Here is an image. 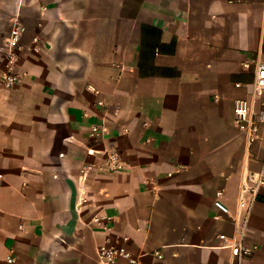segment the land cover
<instances>
[{
	"label": "crops",
	"instance_id": "1",
	"mask_svg": "<svg viewBox=\"0 0 264 264\" xmlns=\"http://www.w3.org/2000/svg\"><path fill=\"white\" fill-rule=\"evenodd\" d=\"M16 24L0 264H98L123 238L142 264H233L239 244L264 264V194L242 193L264 126L249 144L234 124L237 100L260 108L264 0H0V74Z\"/></svg>",
	"mask_w": 264,
	"mask_h": 264
},
{
	"label": "built area",
	"instance_id": "2",
	"mask_svg": "<svg viewBox=\"0 0 264 264\" xmlns=\"http://www.w3.org/2000/svg\"><path fill=\"white\" fill-rule=\"evenodd\" d=\"M22 30L19 24L13 27V31L8 40L6 53V69L0 74V84L5 88L11 89L16 86L20 80V75L16 72V67L21 60V36ZM40 39L34 38L32 41L33 50H40ZM252 96L255 101L258 100L260 108L258 111L254 108V102L239 99L235 102L234 124L242 130L247 137L248 143L253 144L259 136L261 126H264V63H258L256 66V79L252 88ZM93 135L99 136L100 131L93 129ZM108 169L116 172L121 171L123 167L117 154H111L109 157ZM243 195H249L252 200L264 194V172L249 176L242 187ZM245 203L244 198L241 199ZM95 222H100L99 218ZM109 230V227L106 226ZM128 238L116 241L114 244L101 247L98 252V264H142L141 259L134 256L126 247ZM233 264H244L257 252V247H246L242 244L232 246ZM155 256L161 258V254L156 252ZM11 262V260H10Z\"/></svg>",
	"mask_w": 264,
	"mask_h": 264
}]
</instances>
